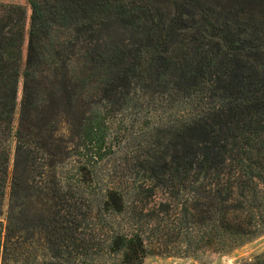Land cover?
Masks as SVG:
<instances>
[{"label":"trees","instance_id":"obj_1","mask_svg":"<svg viewBox=\"0 0 264 264\" xmlns=\"http://www.w3.org/2000/svg\"><path fill=\"white\" fill-rule=\"evenodd\" d=\"M29 9L0 2V264H142L125 189L96 174L115 115L145 100L181 115L157 122L128 186L136 204L168 200L132 218L172 206L187 244L220 253L264 234V0ZM234 264H264V250Z\"/></svg>","mask_w":264,"mask_h":264},{"label":"rangeland","instance_id":"obj_2","mask_svg":"<svg viewBox=\"0 0 264 264\" xmlns=\"http://www.w3.org/2000/svg\"><path fill=\"white\" fill-rule=\"evenodd\" d=\"M0 2L20 3L30 13L29 0H0ZM21 83L19 84V97ZM146 101V100H145ZM137 102V105L127 112L115 115L110 140V153L98 164V185L106 188H120L124 190L125 215L123 222L136 220L144 229V240L149 253L143 258L142 264H234L236 261L252 256L264 250V234L233 249L227 253L216 252L211 249L197 248L195 244H187L182 233L188 229L182 222L178 210L169 206L168 211L157 215H147V209L132 218L131 210L135 205L148 206L159 201H167L168 193L157 190L148 199L138 196L136 204L133 192L128 187L132 178H139L136 174V162L148 153L155 138L154 128L158 121L174 120L181 113L179 110H167L166 107L152 105L147 101ZM157 102V101H156ZM14 117V125L16 124ZM98 198V196H97ZM137 199V198H136ZM113 204V202L111 203ZM119 219V218H118ZM160 227V229H158ZM181 230V235L179 234ZM185 241V242H184Z\"/></svg>","mask_w":264,"mask_h":264}]
</instances>
